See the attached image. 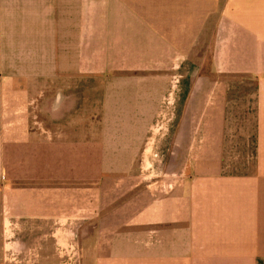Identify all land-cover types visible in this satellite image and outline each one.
<instances>
[{"label": "crops", "instance_id": "obj_1", "mask_svg": "<svg viewBox=\"0 0 264 264\" xmlns=\"http://www.w3.org/2000/svg\"><path fill=\"white\" fill-rule=\"evenodd\" d=\"M0 23V264H264V0H0Z\"/></svg>", "mask_w": 264, "mask_h": 264}, {"label": "rangeland", "instance_id": "obj_2", "mask_svg": "<svg viewBox=\"0 0 264 264\" xmlns=\"http://www.w3.org/2000/svg\"><path fill=\"white\" fill-rule=\"evenodd\" d=\"M2 36V29H1V23H0V45H1V37ZM1 49V48H0ZM1 51V50H0ZM1 55H0V60H1ZM1 64V61H0ZM3 71L0 70V73H2ZM177 84V82H174L173 85ZM176 88V87H175ZM174 88V89H175ZM163 113L161 114L160 118H159V124L158 126H156V129L159 130V133H162L164 131L165 128H168L170 125L173 126V124L175 123V117L174 115H176V103H167L165 105V107H163ZM173 115V116H172ZM171 116V117H170ZM150 155V154H149ZM144 158V172H147V170H149V172L153 170V166L150 165L149 167H147L148 164H146V159H147V153L145 152L144 155L142 156ZM161 158V157H160ZM152 163V162H151ZM162 168H157L155 171L156 173L151 176V179H156V180H162V174L158 175L159 172H161Z\"/></svg>", "mask_w": 264, "mask_h": 264}]
</instances>
